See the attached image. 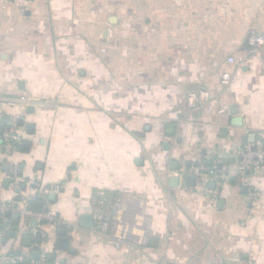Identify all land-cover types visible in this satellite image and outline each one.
Masks as SVG:
<instances>
[{"label": "crops", "instance_id": "0c3cea01", "mask_svg": "<svg viewBox=\"0 0 264 264\" xmlns=\"http://www.w3.org/2000/svg\"><path fill=\"white\" fill-rule=\"evenodd\" d=\"M263 31L264 0H0V98L32 101L14 109L23 128L9 153L0 139V200L60 182L48 199L64 221L36 236L13 216L0 251L37 243L51 264H264V166L245 181L231 174L234 150L264 140V49L245 40ZM231 68L229 112L218 116L213 99L188 103L201 87L219 93ZM213 157L230 171L218 184L208 173L214 200L184 172ZM99 193L122 200V223L109 230L126 232L118 245L80 224Z\"/></svg>", "mask_w": 264, "mask_h": 264}, {"label": "built area", "instance_id": "2783aa9c", "mask_svg": "<svg viewBox=\"0 0 264 264\" xmlns=\"http://www.w3.org/2000/svg\"><path fill=\"white\" fill-rule=\"evenodd\" d=\"M245 40L248 45L256 48L257 50L264 49V31L263 32H250L246 35ZM225 63L228 65L235 64V57L228 55L225 58ZM233 75V68L223 69L219 72V83L221 91L215 95H211L210 91L205 87L199 88L195 92H188L186 100L190 105L202 106L209 100L216 102V114L222 116L229 112V105L225 101V91L230 85ZM34 101V100H33ZM19 102L24 104H30L32 101L25 97L16 99L11 96H5L0 98V120L3 115L8 116L6 125L0 127V139L1 149L9 153L11 146L19 141L20 129L23 126L17 124V120L21 115L14 111ZM11 110V111H10ZM234 168L231 174L239 179L246 180L247 175L253 172H259L264 166V140L263 138H256L253 142H249L241 145L233 152ZM220 158H211L210 166H205L200 159H196L191 162L185 169V174L193 177V187L200 193L211 196L214 200L219 195V189L210 188L207 180V175L211 172L216 179V184L219 183V178L228 174L229 167L222 163ZM5 163L9 164V169L6 173V178L9 180L12 190L19 188L20 177L16 166L9 163V160H5ZM221 166V167H220ZM216 184L214 186H216ZM62 188L60 182H53L48 185H43L39 182H34L31 195L22 196L21 200L15 201L10 199L8 202L0 200V221L2 223L0 235L5 236L8 231H14L16 226L13 225L12 217L20 216L23 218L24 224L30 226L34 231L39 232L40 236L43 234V226L46 224L61 225L64 223L60 220L51 210L48 195L50 193H58ZM190 189V188H189ZM36 196L41 200V208L37 211L32 207V197ZM259 193L252 191L250 193V200L257 199ZM93 214L92 230L102 236L111 237L114 236L117 240L116 244H120L121 240L126 237V232L123 230L113 229V232L109 231L115 226L122 223V208L123 203L121 198L107 199L105 196L99 193L92 201ZM31 220H35L34 224L30 223ZM111 233V234H109ZM39 245L35 243L30 251L26 253H3L0 251V264H22V259L26 258L28 264H51L46 254L39 252ZM38 253V257L34 258L33 253ZM142 250L138 247L136 254L140 255ZM154 264H166L163 262H155Z\"/></svg>", "mask_w": 264, "mask_h": 264}, {"label": "water", "instance_id": "95a60500", "mask_svg": "<svg viewBox=\"0 0 264 264\" xmlns=\"http://www.w3.org/2000/svg\"><path fill=\"white\" fill-rule=\"evenodd\" d=\"M7 120V118L5 117L4 119H3V121H6ZM231 121L234 123V124H240V118H238V117H234V118H232L231 119ZM2 125L0 124V127H1ZM221 167V166H220ZM172 181L173 182H176L177 183V179L176 178H172ZM186 181L189 183V184H193V178L192 177H187L186 178ZM20 188L21 189H24V185L22 184L21 186H20ZM16 193H18L19 192V188H17L16 190ZM51 195V194H50ZM19 199H20V196H19V194H17L16 196H15V200L16 201H19ZM40 206H39V204H36V208H35V210H39L40 208H39ZM34 222H35V220H31L30 221V223L33 225L34 224ZM92 223H93V220H92V216L91 215H87V214H85V215H82L81 216V218H80V224H81V226H83V227H91L92 226ZM64 233V230L63 229H61L60 230V234H63ZM13 234H12V232H9V236H12ZM40 234H39V232H36V236H39ZM66 243V240H65V238H63L61 241H60V246L61 247H64V244ZM38 257V254L37 253H35L34 254V258H37Z\"/></svg>", "mask_w": 264, "mask_h": 264}, {"label": "trees", "instance_id": "16d2710c", "mask_svg": "<svg viewBox=\"0 0 264 264\" xmlns=\"http://www.w3.org/2000/svg\"><path fill=\"white\" fill-rule=\"evenodd\" d=\"M210 162H211V161H210ZM12 222H13V225L16 226L18 221L13 219ZM14 252H15V251H13V252H11V253H14ZM22 264H28L26 258H23V259H22Z\"/></svg>", "mask_w": 264, "mask_h": 264}]
</instances>
